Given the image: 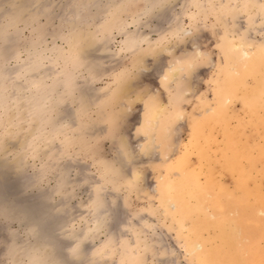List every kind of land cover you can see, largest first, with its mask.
Wrapping results in <instances>:
<instances>
[{
  "label": "rangeland",
  "instance_id": "374dc122",
  "mask_svg": "<svg viewBox=\"0 0 264 264\" xmlns=\"http://www.w3.org/2000/svg\"><path fill=\"white\" fill-rule=\"evenodd\" d=\"M0 1V264H260L264 0Z\"/></svg>",
  "mask_w": 264,
  "mask_h": 264
},
{
  "label": "bare ground",
  "instance_id": "6f19581e",
  "mask_svg": "<svg viewBox=\"0 0 264 264\" xmlns=\"http://www.w3.org/2000/svg\"><path fill=\"white\" fill-rule=\"evenodd\" d=\"M9 1V0H8ZM83 1H85V0H82L81 1V3L83 2ZM86 1H88V0H86ZM86 1L84 2V3H86ZM90 1V0H89ZM96 1V0H95ZM110 0H107L106 1V3H108ZM114 1V0H113ZM112 1V2H113ZM118 1V0H117ZM122 1H124V0H122ZM1 2V1H0ZM73 2V1H72ZM100 2V1H99ZM114 2H116V1H114ZM37 3V2H36ZM39 3V2H38ZM41 3H43V2H41ZM41 3L39 4V5H41ZM75 3H77V2H75ZM96 3V2H95ZM98 3V2H97ZM101 3H102V1H101ZM105 3V4H106ZM118 3V2H117ZM78 4V3H77ZM90 4H91V2H90ZM99 4V3H98ZM102 4H104V3H102ZM104 4V5H105ZM127 4V3H126ZM82 5V4H81ZM85 6L87 5V3L86 4H84ZM89 5V4H88ZM93 5H94V3H93ZM92 5V6H93ZM104 5H102V6H104ZM115 5H117L116 3H115ZM33 6V5H32ZM49 6V5H48ZM55 6V5H54ZM76 6V5H75ZM74 6V7H75ZM84 6V7H85ZM91 6V7H92ZM112 6V5H111ZM1 7V9L3 10V5L2 6H0ZM31 7V6H30ZM38 7V6H37ZM149 7V6H148ZM94 8V7H93ZM114 8H115V6H114ZM30 9V8H29ZM75 9V8H74ZM77 9V8H76ZM76 9H75V12H76ZM83 10H84V8H82ZM99 9V7L97 8V10ZM106 9V8H105ZM32 10V9H31ZM49 10V9H48ZM47 10V11H48ZM79 10H81V9H79ZM110 10V9H109ZM112 10H113V8H112ZM112 10H110V11H112ZM148 10V9H147ZM146 10V11H147ZM42 11V10H41ZM74 11V10H73ZM77 11H78V9H77ZM84 11H86V10H84ZM106 11V10H105ZM109 11V12H110ZM81 12V11H80ZM99 12H102V11H99ZM117 12V11H116ZM119 12V11H118ZM77 13V12H76ZM96 13H98L97 11H96ZM63 14V13H62ZM81 14H82V12H81ZM105 14V13H104ZM85 16V15H84ZM101 16V15H100ZM135 16V15H134ZM153 17V16H152ZM81 18V17H80ZM86 18V17H85ZM133 18V17H132ZM77 19V18H76ZM90 19V18H89ZM99 20V19H98ZM136 20V19H135ZM134 20V21H135ZM76 21V20H75ZM82 21V20H81ZM84 21V20H83ZM139 21V20H138ZM79 22V21H78ZM78 22H76V23H78ZM88 22V21H87ZM86 22V23H87ZM111 22V21H110ZM73 23H74V21H73ZM72 23V24H73ZM80 23V22H79ZM107 23V22H106ZM9 24V23H8ZM72 24H70L69 26H71ZM64 25V24H63ZM80 26H81V24H79ZM15 26V25H14ZM79 26V27H80ZM7 27V26H6ZM12 27V26H11ZM73 27H75L74 25H73ZM73 27L71 28L70 27V30H72L73 29ZM8 28H10V27H8ZM7 28V29H8ZM76 29V28H75ZM6 30V29H5ZM78 30V29H77ZM40 31H41V28H40ZM73 32V31H72ZM71 31H70V33H72ZM34 33V32H33ZM37 33V32H36ZM74 33V32H73ZM90 33H91V31H90ZM92 34V33H91ZM39 35V34H38ZM75 35H76V33H75ZM42 37V36H41ZM73 37V36H72ZM76 37H79V36H76ZM124 37H126V36H124ZM32 41H33V39H32ZM9 42V41H8ZM37 42V41H36ZM45 42V41H44ZM76 42V41H75ZM102 43V42H101ZM243 43V42H242ZM42 44V43H41ZM71 45V44H70ZM45 46V45H44ZM38 47V46H37ZM36 47V48H37ZM42 47V46H41ZM46 47V46H45ZM51 48H53L52 49V54H53V52H56V49H55V46H50ZM40 48V47H39ZM73 48V47H72ZM44 49V48H43ZM47 49H48V47H47ZM71 49V48H70ZM77 49V48H76ZM38 50H40V49H38ZM69 50V49H68ZM75 50V49H74ZM79 50V49H78ZM78 50H76V51H78ZM7 51V50H6ZM31 51V50H30ZM33 51H37L36 49L35 50H33ZM47 51V50H46ZM50 51H51V49H50ZM71 51H72V49H71ZM75 51V52H76ZM63 52V51H62ZM74 52V53H75ZM41 53V52H40ZM59 53V52H58ZM71 53V52H70ZM72 54V53H71ZM262 54V53H261ZM16 55V53L14 54V56ZM39 55V54H38ZM46 55V54H45ZM53 55H55V54H53ZM52 55V56H53ZM76 55V54H75ZM244 55V54H243ZM77 56V55H76ZM251 56V55H250ZM259 56V55H258ZM257 56V57H258ZM16 57V56H15ZM42 59H41V58ZM44 57H47V56H44ZM44 57H42L41 55H39L38 56V58L36 59L35 58V60L36 61H38V62H36V64L37 63H39L40 62V64H41V61L43 60V58ZM51 57V56H50ZM264 58V57H263ZM41 61H40V60ZM66 59V58H65ZM47 60V59H46ZM54 60V59H53ZM56 60V59H55ZM258 60L259 59H255V58H253L251 61H252V64L253 65H256V66H259V63H258ZM57 61V60H56ZM90 61V60H89ZM261 61H262V59H261ZM32 62H34V61H32ZM31 62V63H32ZM263 63H264V61H262ZM258 63V64H257ZM39 64V65H40ZM43 64H44V61H43ZM38 65V64H37ZM250 65V64H249ZM26 67V66H25ZM251 67H255V66H251ZM250 67V68H251ZM33 68H35L36 69V67H33ZM29 69V68H28ZM253 69V68H252ZM251 69V71H254V69L252 70ZM30 70H32V69H30ZM255 70H257V69H255ZM6 71V70H5ZM64 71V70H63ZM250 71V72H251ZM248 71H246V73H247ZM259 72V71H258ZM7 73H9V69H8V72ZM254 73H256V72H254ZM254 73H253V76H256V75H254ZM31 74V73H30ZM29 74V75H30ZM34 74V73H33ZM242 74V73H241ZM251 74V73H250ZM25 75V74H24ZM245 75H247V74H245ZM21 76V75H20ZM242 76V75H241ZM15 77V76H14ZM33 77V76H32ZM69 77V76H68ZM35 78V77H34ZM70 78V77H69ZM237 78V77H236ZM38 80V79H37ZM36 80V81H37ZM260 80V79H259ZM34 81V80H33ZM239 81V80H238ZM263 81V80H262ZM4 83V82H3ZM2 83V84H3ZM12 83H13V81H12ZM259 83V82H258ZM240 84V83H239ZM264 84V83H263ZM10 85V84H9ZM32 85V84H31ZM35 85V84H34ZM259 85H261L260 83H259ZM34 87V86H33ZM259 87V86H258ZM261 88V87H260ZM14 89V88H13ZM236 89V88H235ZM82 90V89H81ZM259 90V89H258ZM261 90V89H260ZM39 91L40 92H45V93H47V95H45L43 98V102L45 101V100H47V98L49 97L48 95H50L49 94V88H47V86L46 85H42L40 88H39ZM254 91V90H253ZM34 92V91H33ZM85 92H86V90H85ZM15 93V92H14ZM260 93V92H259ZM0 94H2L1 93V91H0ZM250 94V93H249ZM29 96V95H28ZM31 96V95H30ZM250 97V96H249ZM251 101V100H250ZM255 101V100H254ZM49 102V101H48ZM249 103V102H248ZM253 103V102H252ZM251 103V104H252ZM254 104V103H253ZM254 106V105H253ZM252 106V107H253ZM250 107V106H249ZM57 111V110H56ZM251 113V112H250ZM253 116V115H252ZM214 118V117H213ZM216 120V119H215ZM9 139V138H8ZM210 139H211V137H210ZM231 139V138H230ZM191 161V160H190ZM205 161V160H204ZM249 167V166H248ZM3 170V169H2ZM4 171V170H3ZM1 177V176H0ZM6 178V176H4V177H2L1 179H0V184L2 185H0L1 186V188H0V205H2V204H4V201L6 200H3V195L8 191V187H9V185H10V181L9 180H7V179H5ZM3 183V184H2ZM245 184V183H244ZM241 185V184H240ZM245 186H243V188H244ZM242 189V188H241ZM195 190V189H194ZM246 190V189H245ZM245 190H244V192H245ZM247 191V190H246ZM13 193V192H12ZM197 193V192H196ZM10 194V193H9ZM173 194V193H172ZM187 194V193H186ZM11 195V194H10ZM198 195V194H197ZM248 195V194H247ZM22 196V195H21ZM194 196V195H193ZM198 196H200V195H198ZM197 196V197H198ZM8 197H10V196H8ZM12 197V196H11ZM23 198V197H22ZM184 198V197H183ZM196 199V198H195ZM201 199V198H200ZM32 201H34L33 199H31ZM47 200V199H46ZM13 201H14V203L13 202H11L10 203V207H12V209L17 213V215H18V217L19 218H22V220H24L26 223H30V224H32V225H34V230H33V233H34V235L36 236V238L34 237V239L30 242V243H28L27 245H23V246H26V248L24 247V249L27 251V256H31V254H33L38 248H39V246H41V245H43V246H45L46 248H48V249H50V250H52V251H55L56 253H58V251H57V243H56V240L55 239H53L51 236H49V234H47V230H48V228H47V230H46V228H45V225H46V223H47V221H46V219H47V216H44V215H40V216H38L37 218H33V216H32V212H31V208H32V205L30 204V203H28V202H25L24 204L23 203H21V204H18V202L17 201H15V199H13ZM203 200H201V202H202ZM8 202V201H7ZM10 202V201H9ZM197 202V201H196ZM32 203V202H31ZM198 204L200 203L199 201L197 202ZM203 203V202H202ZM201 203V204H202ZM46 204V203H45ZM200 204V205H201ZM63 205H65V204H63ZM38 206V205H37ZM199 206V205H198ZM184 207V206H183ZM197 207V206H196ZM199 207H201V206H199ZM63 208V207H62ZM39 209V208H38ZM187 209V208H186ZM185 209V210H186ZM196 209V208H195ZM183 210V209H182ZM198 210H200V209H198ZM201 210H203L202 209V207H201ZM200 210V211H201ZM192 211V210H191ZM200 211H198V212H200ZM36 212V211H35ZM196 212H197V209H196ZM186 213V212H185ZM188 213V212H187ZM56 214V213H55ZM35 215V214H34ZM186 216V215H185ZM239 216V215H238ZM224 217V216H223ZM222 217V218H223ZM241 217H243V216H241ZM241 217H239V219L241 218ZM49 218H50V216H49ZM221 218V219H222ZM255 218V217H254ZM48 220V219H47ZM205 221V220H204ZM233 221V220H232ZM241 221V220H240ZM211 222V221H210ZM202 223V222H201ZM230 223H231V221H230ZM198 224V223H197ZM233 224V223H232ZM218 225H220L219 223H218ZM223 225V224H222ZM222 225H220V226H222ZM242 225V224H241ZM244 225V224H243ZM217 226V225H216ZM31 227V226H30ZM223 227V226H222ZM61 228V227H60ZM219 229V228H218ZM221 229V228H220ZM222 230V229H221ZM223 232V231H222ZM232 232V231H231ZM241 234V233H240ZM241 235H243V234H241ZM240 235V236H241ZM56 237V236H55ZM52 238V239H51ZM85 238V237H84ZM224 239V238H223ZM79 240V239H78ZM225 240V239H224ZM83 243V242H82ZM199 248V247H198ZM59 250H60V248H58ZM39 250V249H38ZM66 252V251H65ZM69 252V251H68ZM62 253H64V251L62 250ZM66 255H67V253H66ZM62 257V255L60 254V252L58 253V255L56 254L55 255V257H54V260H56L57 261V259H59V258H61ZM84 258V257H83ZM62 259V258H61ZM60 259V260H61ZM22 260V259H21ZM74 263H76V262H74ZM205 263V262H204ZM72 264V263H71Z\"/></svg>",
  "mask_w": 264,
  "mask_h": 264
},
{
  "label": "snow or ice",
  "instance_id": "6c2138e0",
  "mask_svg": "<svg viewBox=\"0 0 264 264\" xmlns=\"http://www.w3.org/2000/svg\"><path fill=\"white\" fill-rule=\"evenodd\" d=\"M260 264H264V259H262V260L260 261Z\"/></svg>",
  "mask_w": 264,
  "mask_h": 264
}]
</instances>
